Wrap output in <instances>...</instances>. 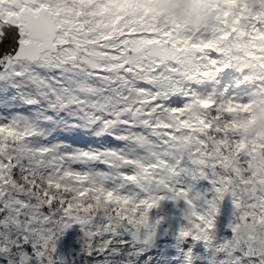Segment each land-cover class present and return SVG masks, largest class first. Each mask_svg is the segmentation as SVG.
Returning a JSON list of instances; mask_svg holds the SVG:
<instances>
[{
  "label": "snow or ice",
  "instance_id": "obj_1",
  "mask_svg": "<svg viewBox=\"0 0 264 264\" xmlns=\"http://www.w3.org/2000/svg\"><path fill=\"white\" fill-rule=\"evenodd\" d=\"M152 3L0 0V264H264V130L215 41L125 24Z\"/></svg>",
  "mask_w": 264,
  "mask_h": 264
},
{
  "label": "flooded vegetation",
  "instance_id": "obj_2",
  "mask_svg": "<svg viewBox=\"0 0 264 264\" xmlns=\"http://www.w3.org/2000/svg\"><path fill=\"white\" fill-rule=\"evenodd\" d=\"M215 5H216V7L214 8V14L216 16V27H217L218 31L221 32L222 29H223L222 9L224 8L225 10H227L228 8H230L231 9V13L233 15L232 18H234V16L239 15L240 7H239V5H234L232 0H228V2H225V0H217L215 2ZM248 9H249V11L246 13L245 19L242 20L239 25H237L238 27L240 25L246 26L249 23V21L247 20V16H250L252 11L259 10V8L257 6H255L251 2V0H249ZM154 16H155V14L152 15V17H154ZM137 17H141V15H137L136 16V20H137ZM138 23L142 24V19L140 21H138ZM150 26L151 27L155 26V30L158 32L157 19H155V18L153 19L152 18V22H151ZM141 27H142V25H141ZM251 39H252V36L251 37H246V38L238 36L237 38H235V40H234V47H235L234 53H236L237 57L241 60V63H239L240 60H236V61L233 62L234 58H231V60H229V63H231V65L236 69L237 76L241 77V81L242 82L240 84L242 85V87L241 88H237V90L239 91V96L240 97H243V94L245 93V91L243 90V88L245 89V78L247 79V82L250 83V81L253 80V76L255 74H257L258 72L264 73V66H262L261 62L260 63L255 62L253 60V57L251 55L247 54V52H246L248 49L252 48L250 46ZM219 41H220V39H219ZM237 43H239L241 46L237 47L236 46ZM260 46H261L260 55H261V57H264V39H262L260 41ZM219 47L221 48L222 52L224 53L223 60L225 61L226 59H225L224 41H220ZM254 48L256 49V51H259V48H257L256 46ZM145 55H150V52H146ZM194 57L195 56H193V55L191 56L192 59H194ZM195 60L199 61L198 59H195ZM193 70H194V68H193V66H191L190 67V71L193 72ZM192 79H193V75H192ZM256 85L257 84H254L253 86L249 85L250 86L249 89H254V87ZM221 86H222V89H223V85H221ZM212 87H213V83H208V84L204 85L202 87V93H204V92L208 93L211 90ZM256 95L257 94L255 92L254 96L256 97ZM221 101L224 104L226 103L225 102L226 99L222 100L220 98H217V102L219 104H220Z\"/></svg>",
  "mask_w": 264,
  "mask_h": 264
},
{
  "label": "rangeland",
  "instance_id": "obj_3",
  "mask_svg": "<svg viewBox=\"0 0 264 264\" xmlns=\"http://www.w3.org/2000/svg\"><path fill=\"white\" fill-rule=\"evenodd\" d=\"M163 3H164V0H153V3H152V5L151 6H153V8H156V4H157V6H160V5H163ZM199 7H202L200 4H199ZM157 9V8H156ZM136 12H138V14H136ZM136 12H134V13H130V14H128L127 15V19H126V21H125V24H127V23H134V25L135 26H138L139 25V27H141V25L143 24H141V23H138V21L136 20V16L137 15H141V16H144V15H146V14H151V13H155V14H157V15H159L160 13L156 10V12L153 10V12H151V11H148V12H142V11H136ZM197 19H198V17H197ZM187 23V22H186ZM196 23L198 24V26H203L205 29L204 30H207L208 28H214V27H212V26H208V28L207 27H205L204 26V24H202L199 20H197L196 21ZM195 23V24H196ZM192 26V25H191ZM184 28H186L187 29V35L186 36H184V37H182L179 41H177V42H181V41H197V38H196V36H197V34H198V31H194V30H191L190 31V29L189 28H191V27H187V24H184V26H183ZM191 29H195V27H193V28H191ZM225 32H227V31H225ZM218 39H220V36L218 35ZM225 39H220V41H224ZM232 52V51H231ZM231 52H229L228 54H227V59L225 60V62H228L231 58H234L233 59V62L234 61H236V60H240L238 57H237V55H236V53H231ZM247 54H249V55H251L252 57H253V60L255 61V62H258V63H260L261 62V64H263L264 63V57H261V55H260V50L259 51H256V49L254 48V47H252L251 49H248L247 51ZM193 55V56H195V52L191 49V48H186L185 49V52L183 53V54H180L179 55V57L181 56V61H182V64H184V65H182V64H180L179 65V71H178V79H182L183 81H188V79H189V72L186 70V67L188 66V63H191V65L193 66V68L195 69L196 67H198V66H203V64H202V62H200V61H196L195 59H192L191 58V55ZM231 54V55H230ZM239 63H241V60L239 61ZM186 66V67H185ZM261 90V92L264 90L262 87L260 88ZM212 92V91H211ZM224 93L225 92H223L222 91V93H221V97H222V95H224ZM235 93H236V95H235V98L236 99H239V98H241V97H239V95H238V92L237 91H235ZM207 96L208 97H210L208 94H207ZM254 96V94H251V95H249V97L250 98H252ZM212 98V97H211ZM213 99H215V98H213ZM233 99V96H226V101L225 102H227V101H229V100H232ZM264 111V110H263ZM264 113V112H263ZM263 113H259L258 112V115H260V114H263ZM251 120V119H250ZM256 122L257 123H255V125L257 126V128H260V129H262V130H264V117L263 118H261V119H257L256 120ZM227 209H228V212H227V217H228V215H229V210H230V205H228L227 206ZM217 224H218V227H220V228H222V226H221V220H219V219H217Z\"/></svg>",
  "mask_w": 264,
  "mask_h": 264
},
{
  "label": "trees",
  "instance_id": "obj_4",
  "mask_svg": "<svg viewBox=\"0 0 264 264\" xmlns=\"http://www.w3.org/2000/svg\"><path fill=\"white\" fill-rule=\"evenodd\" d=\"M166 1H173V0H166ZM164 9H166L164 6H163V11ZM221 211H224V209L221 208Z\"/></svg>",
  "mask_w": 264,
  "mask_h": 264
}]
</instances>
